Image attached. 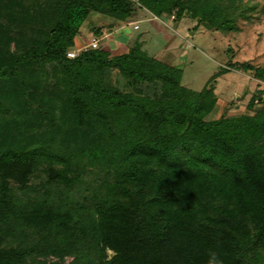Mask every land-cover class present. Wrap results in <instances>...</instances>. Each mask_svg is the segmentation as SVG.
<instances>
[{
    "label": "trees",
    "instance_id": "trees-1",
    "mask_svg": "<svg viewBox=\"0 0 264 264\" xmlns=\"http://www.w3.org/2000/svg\"><path fill=\"white\" fill-rule=\"evenodd\" d=\"M236 6L0 0V264H203L211 247L264 264V88L210 118L218 74L188 87L138 29L119 53L77 43L91 12L128 22L144 8L173 26L188 13L193 28L232 31ZM225 52L220 73L264 77Z\"/></svg>",
    "mask_w": 264,
    "mask_h": 264
},
{
    "label": "rangeland",
    "instance_id": "rangeland-1",
    "mask_svg": "<svg viewBox=\"0 0 264 264\" xmlns=\"http://www.w3.org/2000/svg\"><path fill=\"white\" fill-rule=\"evenodd\" d=\"M232 1L237 4L234 14L236 30L224 31L204 25L193 28L196 20L186 13L180 21V34L174 35L175 43L171 45L176 52V57L172 56L173 60L166 55H160L158 48L154 47L153 38L157 32L150 25V21L145 20L147 16H152L147 9L143 8L137 16L129 20L140 25L136 32H143L144 38H148L144 47L150 54L173 61L182 68L183 84L193 89H201L214 74H218L215 79L217 103L208 116L210 118L223 112H241L251 93L256 88H264V77H257L251 70L231 69L225 73L219 72L221 66L227 63L228 53L225 50L228 46L232 49L233 59L264 67V0ZM128 22L91 12L81 25L82 33L77 36V42L87 43L93 36L94 29L101 27L103 35L99 41L112 53H119L128 44L122 39V33L132 29L125 26ZM108 253L111 255L112 251L108 250ZM69 260L71 258H67L65 263ZM36 261L37 264H54L55 258H38Z\"/></svg>",
    "mask_w": 264,
    "mask_h": 264
},
{
    "label": "crops",
    "instance_id": "crops-1",
    "mask_svg": "<svg viewBox=\"0 0 264 264\" xmlns=\"http://www.w3.org/2000/svg\"><path fill=\"white\" fill-rule=\"evenodd\" d=\"M152 14V13H151ZM145 20H149L150 21V25L155 29V31L157 32L154 35V42L153 44L155 45L154 47L158 48V53L160 55H166L167 57H170L171 60H173V57H176V52L173 51L171 45H173L175 43V34H180V24L181 22L176 25L173 26L171 25L170 21H164L163 19H161L160 17H157L155 15L152 14V16H147L145 18ZM136 23L129 21L128 23L125 24V26L127 28L132 27L131 30H126L125 33H122V39L125 43H129L132 41L133 36L135 34V30L140 28V25L136 28L134 27ZM126 28V29H127ZM146 42L148 41V38H145ZM78 41V40H77ZM81 41V39H80ZM79 44V42H77ZM147 43H145L144 45H146Z\"/></svg>",
    "mask_w": 264,
    "mask_h": 264
},
{
    "label": "clouds",
    "instance_id": "clouds-1",
    "mask_svg": "<svg viewBox=\"0 0 264 264\" xmlns=\"http://www.w3.org/2000/svg\"><path fill=\"white\" fill-rule=\"evenodd\" d=\"M166 176L167 175L161 173L160 174V181L162 180V178H164ZM180 189L181 190H177V191L174 192V194L177 197L182 196V189H183V187H180ZM180 203H182V200L180 201ZM203 264H226V261L224 259L223 254L219 250V248H217V247H211V248H208L206 250L205 254H204Z\"/></svg>",
    "mask_w": 264,
    "mask_h": 264
},
{
    "label": "built area",
    "instance_id": "built-area-1",
    "mask_svg": "<svg viewBox=\"0 0 264 264\" xmlns=\"http://www.w3.org/2000/svg\"><path fill=\"white\" fill-rule=\"evenodd\" d=\"M134 26H135V27H138L139 25H138V23H136ZM88 44H90L92 47L97 46V45L99 44V37L92 36V37L90 38ZM80 48H81V47L70 49V50L67 52V54H68L69 56H74Z\"/></svg>",
    "mask_w": 264,
    "mask_h": 264
}]
</instances>
